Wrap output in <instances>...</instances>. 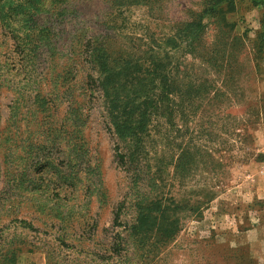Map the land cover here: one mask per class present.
Segmentation results:
<instances>
[{"label":"rangeland","instance_id":"1","mask_svg":"<svg viewBox=\"0 0 264 264\" xmlns=\"http://www.w3.org/2000/svg\"><path fill=\"white\" fill-rule=\"evenodd\" d=\"M214 1L0 0V264H264V0ZM196 18L172 117L120 161L83 44ZM147 67L126 79L161 96Z\"/></svg>","mask_w":264,"mask_h":264},{"label":"trees","instance_id":"2","mask_svg":"<svg viewBox=\"0 0 264 264\" xmlns=\"http://www.w3.org/2000/svg\"><path fill=\"white\" fill-rule=\"evenodd\" d=\"M223 1L227 0L214 2L218 4ZM114 2L118 6L140 3L154 11L162 8L164 0H114ZM208 10L210 9H205L204 12ZM202 27L201 20L196 18L191 23L178 28L161 43L148 44L146 49L134 48V53H131L127 47H121V52L115 55L116 52L110 47L111 43L107 38L102 40L90 38L83 44L87 59L99 69V72L90 78L98 89L101 86L103 90L106 116L119 139L124 140L129 147L125 153L122 150L118 151L120 161L126 163L125 157L128 154L134 155L135 148L142 144V134L148 132L146 123L152 121V117L157 120L159 117L165 119L172 117L174 106L172 97L179 95L180 92L178 87L180 63L177 54L181 50L194 48ZM183 43L185 47L180 46ZM160 48L162 49L159 50ZM141 53L143 55H140ZM144 63L148 65V73L162 76L161 96L157 95L154 98L150 95V83L146 78L140 79L135 84L126 79L128 77L126 72L130 68L140 69ZM112 76L119 77L115 85H112ZM149 80L155 83L154 77H150ZM120 212L119 209L117 215Z\"/></svg>","mask_w":264,"mask_h":264}]
</instances>
